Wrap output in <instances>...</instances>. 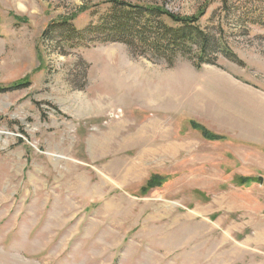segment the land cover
<instances>
[{
    "label": "rangeland",
    "instance_id": "rangeland-1",
    "mask_svg": "<svg viewBox=\"0 0 264 264\" xmlns=\"http://www.w3.org/2000/svg\"><path fill=\"white\" fill-rule=\"evenodd\" d=\"M111 1L0 0V264H264V0H119L223 29L200 70L48 29Z\"/></svg>",
    "mask_w": 264,
    "mask_h": 264
},
{
    "label": "trees",
    "instance_id": "trees-1",
    "mask_svg": "<svg viewBox=\"0 0 264 264\" xmlns=\"http://www.w3.org/2000/svg\"><path fill=\"white\" fill-rule=\"evenodd\" d=\"M95 21L79 30L71 21L63 20L51 24L48 29L58 34V39L70 49L90 48L96 45L120 43L128 46L134 54L147 58L156 64L175 66L179 59H192L195 67L215 65L218 57L210 53L217 50L231 62L239 63L219 29L218 37L209 27L201 25L202 16L180 17L159 7L132 5L113 0L104 13L94 12ZM19 20V19H17ZM210 23H212L210 21ZM220 28V27H219ZM16 88L20 85L13 86ZM8 88L6 91H12ZM2 92L5 90H1ZM207 140H219L206 129L192 123ZM158 177L148 183V189L158 185ZM147 190V189H146Z\"/></svg>",
    "mask_w": 264,
    "mask_h": 264
}]
</instances>
